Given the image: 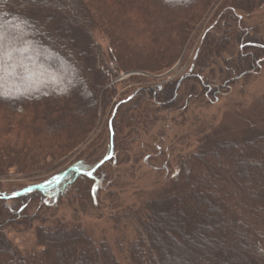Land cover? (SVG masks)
I'll return each instance as SVG.
<instances>
[{
  "label": "trees",
  "instance_id": "trees-1",
  "mask_svg": "<svg viewBox=\"0 0 264 264\" xmlns=\"http://www.w3.org/2000/svg\"><path fill=\"white\" fill-rule=\"evenodd\" d=\"M262 1L238 0L234 8L225 7V13L219 8L214 14V25L208 28L203 43L206 54L213 55L215 66L217 61H227L230 36L216 37L211 30L219 31L222 21V27H231L236 10L250 13ZM221 2L67 0L64 5L52 0H0V12L6 15L1 21L5 24L0 26V175L12 167L21 172L33 170L46 159H60L73 150L95 127L102 105L110 102L114 91L110 94L104 88L117 72H160L172 66L194 29ZM71 16L79 22L69 21ZM17 23L20 31L12 29ZM94 32L105 37L107 50L97 42ZM243 38V34L241 39L239 36L240 40ZM249 38L241 43L234 58V71L240 78L264 66V38ZM47 44L53 48L49 49ZM48 57L52 70L45 60ZM78 89L82 91L81 97L76 93ZM139 95V100L147 96L141 89ZM148 95L152 97V93ZM172 95L158 94L162 102ZM122 105H117V109ZM134 108L132 105L131 110ZM137 113L123 112L121 123L125 119L136 121ZM112 122L115 126L114 118ZM253 132L247 138H225V133L205 137L200 147L178 164L170 190L148 201L134 214L138 223L135 220L134 236L130 239L129 228L120 220L131 212L122 210L107 217L103 212L95 214L98 223L109 222L112 226L109 233L104 231L97 238L80 218L88 214L89 203L96 208L100 205L102 179L97 174L102 165L92 175L83 173L95 169L105 157L93 164L74 162L16 198L13 194L2 197L0 193V264H69L70 249L71 257L83 253L85 262L93 257L94 264H161L149 253L151 245H158L153 231L157 223L162 227L164 222H172L184 230L186 227L187 232L191 230V224L186 225L181 214L172 220L157 216V208L178 198L189 200L192 208L198 214L205 213L208 221L217 220L228 228L225 243L234 256L251 259L252 254L256 264H264V132ZM113 150L115 147L108 148L109 153ZM244 151H256L262 156L258 165L263 167V175L252 171L250 184L245 178L254 164L241 158ZM204 190H212L213 199L229 201L227 212L210 209L200 195ZM37 198L42 204L35 214H30L34 205L31 202ZM65 203L79 211L72 218L61 220L55 209ZM9 228L33 231L36 248L22 251L5 233ZM207 228L211 226L199 225L191 231L193 241L187 251L198 252L197 264H231L227 259L211 261V254L218 248L214 243L202 246ZM242 240L249 243V249H242ZM163 262L184 264L175 255L167 258L163 254Z\"/></svg>",
  "mask_w": 264,
  "mask_h": 264
},
{
  "label": "rangeland",
  "instance_id": "rangeland-1",
  "mask_svg": "<svg viewBox=\"0 0 264 264\" xmlns=\"http://www.w3.org/2000/svg\"><path fill=\"white\" fill-rule=\"evenodd\" d=\"M52 1L67 4V0ZM237 3L238 0H222L220 4H217L212 14L205 16L194 29L180 58L169 68L160 72L140 70L117 72L115 79L113 78L104 88L110 90V94L114 91V94L110 102L103 104L100 108L97 123L91 133L60 159L48 158L44 164L25 172L15 167L8 169L0 175V193H3L1 196L12 195L39 184L41 180L61 172L79 160L93 164L101 157H105L107 163L102 165L97 174L100 180L102 179V187L98 194L100 205L97 209L92 203L87 205L85 202L84 206L87 205L88 214L80 218L97 238L104 231L109 233L112 226L109 222L98 223L94 217L95 214L99 215L103 212L107 217L111 213L115 215L122 210L131 212L125 220H120V224L129 228L127 237L130 239L134 236L132 228L137 220L133 218L134 214L148 201L170 190L169 186L178 164L197 150L205 137L210 134L225 133L227 134L223 136L225 138L229 136L247 138L255 134L253 131L264 132V66L241 78L234 71V58L241 50V43L250 39L249 36L264 38V0L250 13L236 10V19L233 18L230 21L231 27L229 24L222 27L225 23L222 21L219 31L211 30L216 37L230 36L227 61H217L215 66L213 55L206 54V46L203 43L208 28L214 25L212 22L217 10L220 8L225 13V7L231 9ZM5 17V13L0 12V26L5 24L1 22ZM68 20L72 23L79 22L75 16L69 17ZM12 29L20 31L18 23ZM242 34L244 38L240 40ZM94 37L105 50L108 49L104 36L94 32ZM47 46L49 49L53 48L52 45L47 44ZM61 56L64 55L61 54ZM45 60L52 70L49 57ZM65 70H68L67 67ZM83 77L85 76L82 75ZM179 81L181 85L178 87L175 98L176 93L173 90ZM159 87H165V94L173 92V95L162 102L158 94L163 91L157 90ZM140 89L145 91L147 96L140 97L139 100ZM76 93L79 97L83 95L81 89L76 90ZM150 93H152L151 98L148 95ZM121 103L123 105L117 109V105ZM132 105L136 108L131 110ZM114 112L119 113L114 117ZM123 112L130 114L138 112L136 121L130 122L125 119L121 123ZM113 118L115 126L112 125ZM111 147L113 149L115 147V150L109 153L108 148ZM261 157L256 151L254 153L244 151L241 155L242 159H247L254 164L250 171L251 174L246 173L245 179L248 184L254 176L252 171L263 175V167L258 165ZM215 176L218 178L219 173L216 172ZM211 192L213 191L200 192L207 206L214 210L222 209V213L227 212L230 202L225 199H213L210 197ZM41 204L39 198L33 200L30 214H35ZM262 205L264 207V204ZM193 209L189 200L183 201L182 198L164 203L156 209L157 216H163L164 219L168 217L171 220L178 219L180 216L177 214H181V217L186 219V225L191 224V230L187 232L186 227L184 230L182 226H177L172 222L167 223L166 221L162 227L157 223L153 231L158 237V245L149 247L152 258L164 264L163 254L167 258L175 255L181 258L184 264H197L198 252L193 251L191 254L187 251L190 247L189 242L193 241L189 235L191 231L196 230L197 226L205 225L211 228H207L204 232L202 246L214 243L218 248L211 254L212 262L227 259L231 264H256L252 254L250 259L243 256L236 257L229 251L225 243L228 228H223V224L219 225L217 220L208 221L205 213L198 214ZM55 211L59 219L68 220L79 209L74 210V207H69L65 203L57 206ZM179 222L181 223V220ZM5 233L22 251H31L36 248V238L31 230L9 228ZM121 236L123 237V234ZM239 242L242 249L250 248L249 243L244 240ZM67 252L70 258L69 264H94L93 257L85 262L83 253L79 257H71V249Z\"/></svg>",
  "mask_w": 264,
  "mask_h": 264
},
{
  "label": "water",
  "instance_id": "water-1",
  "mask_svg": "<svg viewBox=\"0 0 264 264\" xmlns=\"http://www.w3.org/2000/svg\"><path fill=\"white\" fill-rule=\"evenodd\" d=\"M99 166H101V164L99 165ZM99 166H97L95 169H93L92 171H90V172H84L83 174H85V175H92L96 170H97V168L99 167ZM75 170H77V169H75ZM65 175V174H64ZM58 183V182H57ZM40 188V187H39ZM31 189H33V188H30V189H27V190H24V191H22V192H19L18 194H15L13 197H17V196H19V195H22V194H25V193H27V192H29Z\"/></svg>",
  "mask_w": 264,
  "mask_h": 264
},
{
  "label": "flooded vegetation",
  "instance_id": "flooded-vegetation-1",
  "mask_svg": "<svg viewBox=\"0 0 264 264\" xmlns=\"http://www.w3.org/2000/svg\"><path fill=\"white\" fill-rule=\"evenodd\" d=\"M180 85H181V81H179L178 84H176V86L174 87L173 92L176 93V94H175V98H176V96H177V92H178V90H179L178 87H179ZM163 89H164V90H163ZM155 90H156V89H155ZM157 90H162V91H163L162 93L166 92L165 87H164V88H163V87H159V88H157ZM173 92H172V93H173Z\"/></svg>",
  "mask_w": 264,
  "mask_h": 264
}]
</instances>
